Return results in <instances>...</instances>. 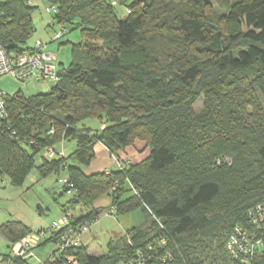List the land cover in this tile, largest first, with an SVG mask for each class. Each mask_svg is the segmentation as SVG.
<instances>
[{"label":"trees","instance_id":"obj_1","mask_svg":"<svg viewBox=\"0 0 264 264\" xmlns=\"http://www.w3.org/2000/svg\"><path fill=\"white\" fill-rule=\"evenodd\" d=\"M48 1L55 22L79 30L88 44L49 91L8 98L17 138L0 137V176L20 183L36 168L58 181L65 172L73 193L58 181L70 195L62 210L74 226L97 219L101 210L92 202L103 194L113 213L140 206L151 218L149 226L132 228L129 242L126 235L111 241L105 254L93 255L81 242L68 251L71 264H127L158 237L167 244L157 251L172 258L149 264H216L224 257L237 264L225 240L235 225L252 231L247 212L264 199V0H215L219 14L210 11L212 0ZM33 11L29 0H0L7 52L29 49ZM200 96L203 111L194 115ZM87 118L99 120V128L80 127ZM135 140L148 148L142 161L82 171L97 144L115 155ZM60 141H73V151L39 155ZM30 232L16 220L0 225L9 248ZM249 264H264V238Z\"/></svg>","mask_w":264,"mask_h":264},{"label":"rangeland","instance_id":"obj_2","mask_svg":"<svg viewBox=\"0 0 264 264\" xmlns=\"http://www.w3.org/2000/svg\"><path fill=\"white\" fill-rule=\"evenodd\" d=\"M215 2V0H212L210 11L219 14L222 11V8L218 7ZM116 11L118 12V15L124 16V9L122 7H117ZM35 23L37 22L35 21ZM29 43H31V37L28 40V44ZM56 43L57 41L53 44ZM86 44H88V41L85 38L82 47L84 48ZM52 85L53 83L51 82L35 81L32 79L21 82L9 75H5V77L0 80V89L4 93L13 95L18 89H20L21 92L19 93H24L22 94L24 97H28V95L35 93H45V91ZM202 111L203 97L200 96L193 103L192 112L196 115L202 113ZM99 124L100 122L96 118H87L82 121L79 126H84L90 130H97ZM100 127L102 128L103 125ZM136 141L140 140H135L132 144L125 146V148L121 150L125 152L123 156L116 157L110 153L113 156L111 157L114 163H121V159H129L132 162H136L137 160L140 161L144 157L142 152L145 149L142 148L143 144L141 141ZM56 144L62 146L65 155H68L74 149L73 141H60ZM104 148L107 149L105 146ZM38 156H36V162H40L41 160ZM224 159L228 160L229 158ZM64 175L65 172L61 171L59 177L61 178ZM0 177L2 179L0 180V225L6 221L16 220L20 221L31 232H36L40 229L47 228L52 220L64 213L60 210L62 209V206L69 201L70 195L65 192L61 193V186L56 179L57 174L52 173L48 176H40L37 169L34 168L20 183H12L7 176ZM125 195L126 197L130 196V193L128 192ZM92 207L94 209H100L101 212L97 215V219L95 221L93 220L94 223L91 225L88 232L82 235L81 240L82 244L87 246L88 250L93 255L105 254L108 251V246L111 241L115 243L117 241L121 242L125 235L128 242L132 238V228L147 227L151 223V218L140 206H135L134 208L120 214L111 212L112 210L114 211V209L111 207V197L109 194H103L93 201ZM146 210H148L147 207ZM72 212L76 214L77 211L73 210ZM154 221L157 223L155 219ZM242 227L244 228V226ZM150 242L151 241L146 242L145 245ZM44 246L45 245L40 246L35 250V253L39 257L44 256V254L49 253L50 250L52 251L55 248L53 243H48L46 247ZM43 251L46 252L43 254ZM6 255H10L9 244L0 234V264H7L6 260L3 259ZM221 256L222 251L220 252V257ZM219 260L220 261L216 264L226 263L225 257Z\"/></svg>","mask_w":264,"mask_h":264},{"label":"built area","instance_id":"obj_3","mask_svg":"<svg viewBox=\"0 0 264 264\" xmlns=\"http://www.w3.org/2000/svg\"><path fill=\"white\" fill-rule=\"evenodd\" d=\"M117 2L118 0H110L111 5H115ZM48 10L53 11L54 9ZM126 11L129 13V10ZM64 33L65 28L61 27L53 39H61ZM62 73L63 69L58 66L51 52L47 50L46 44L40 40H36L29 49L20 53L7 52L0 44V78L9 75L21 82L32 79L56 84L59 82ZM9 97L11 95L0 89V137L11 140L17 138V132L11 123L7 110ZM39 155L45 158H64L65 152L61 145L54 144L42 147ZM115 164L121 168V163L115 162ZM58 181L61 185L71 188L68 193H73V185L67 176L59 178ZM148 211L151 214L149 209ZM152 217L160 224L154 215ZM247 219L252 231L235 225L224 243V250L237 264H249L251 256L262 245L264 238V199L248 210ZM93 223L94 221L83 222L74 226L71 224L70 213L64 212L52 220L47 228L30 232L12 244L7 264H14L16 260L28 264V261L32 259L35 260L34 264H71L68 251H73L80 246L82 235L88 232ZM48 239H50L48 243H53L55 248L39 257L35 250L42 242L48 244L46 242ZM166 244L165 237L156 238L154 242L146 245L144 251L135 249L127 264H149L153 260L163 263L171 260L172 257L168 251L161 254L157 251L158 248Z\"/></svg>","mask_w":264,"mask_h":264},{"label":"crops","instance_id":"obj_4","mask_svg":"<svg viewBox=\"0 0 264 264\" xmlns=\"http://www.w3.org/2000/svg\"><path fill=\"white\" fill-rule=\"evenodd\" d=\"M30 5L34 6V11L31 15V18H32V23H34L35 25L33 24L34 32L30 36L31 43H29L28 46L31 47L36 40H40L41 42H44L46 44L47 50L51 52L58 66L62 69L67 68L72 63V60L74 59V54L82 46V43L84 41V38L82 37L80 31L77 29H74V30L65 29V33L63 37L59 40H54L53 39L54 35L62 27L61 24H58L55 22L52 11L48 10L50 8H54V6L51 5L48 0H31ZM34 19L37 23H35ZM55 41H57V43L53 44ZM3 77L5 76H2L0 80ZM50 88H48L45 92L49 91ZM17 91L21 92L20 89H18ZM36 94H41V93H35L31 95H36ZM31 95H28V96H31ZM136 142H140V141H136ZM141 142L143 144L142 148L145 149L142 152V155L144 154L143 155L144 157L141 160H143L148 156V148L145 146V143L143 141ZM124 154L125 152L120 150V151H117L114 156L120 157V156H123ZM111 156L112 155L110 154V152L107 149H105L104 146H102L101 144H97L95 147V157L92 159L89 165L84 166V167L82 166V171L85 174H92V173L102 172L107 169L116 168L117 166L112 159L113 156L112 157ZM140 161L137 160L136 162H132L129 159H121V164L123 163L134 164ZM60 211L62 212L63 210L61 209ZM46 246L47 244H45L44 247ZM45 252L43 251V254ZM34 263H35V260L33 259L28 261V264H34Z\"/></svg>","mask_w":264,"mask_h":264}]
</instances>
